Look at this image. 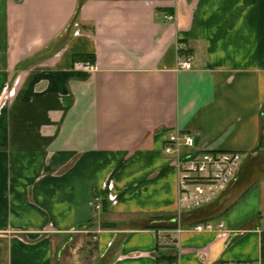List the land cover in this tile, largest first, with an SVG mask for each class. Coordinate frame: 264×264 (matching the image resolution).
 Segmentation results:
<instances>
[{
    "label": "crops",
    "instance_id": "crops-1",
    "mask_svg": "<svg viewBox=\"0 0 264 264\" xmlns=\"http://www.w3.org/2000/svg\"><path fill=\"white\" fill-rule=\"evenodd\" d=\"M177 130L243 156L191 210ZM237 260L264 264V0H0V264Z\"/></svg>",
    "mask_w": 264,
    "mask_h": 264
},
{
    "label": "built area",
    "instance_id": "built-area-1",
    "mask_svg": "<svg viewBox=\"0 0 264 264\" xmlns=\"http://www.w3.org/2000/svg\"><path fill=\"white\" fill-rule=\"evenodd\" d=\"M174 19V14H167ZM185 48V44L180 49ZM193 56L188 53L179 60V68L190 69ZM89 67V64H85ZM193 134L181 130L171 132L165 145V151L172 156L179 170V204L182 210H191L208 204L227 188L242 162L238 151H215L203 149L194 151ZM96 208L101 205L96 203ZM222 226V225H220ZM212 228V224H199L197 230ZM174 264H178L175 262ZM225 264H255L246 260H237ZM261 264V263H260Z\"/></svg>",
    "mask_w": 264,
    "mask_h": 264
},
{
    "label": "rangeland",
    "instance_id": "rangeland-1",
    "mask_svg": "<svg viewBox=\"0 0 264 264\" xmlns=\"http://www.w3.org/2000/svg\"><path fill=\"white\" fill-rule=\"evenodd\" d=\"M77 239H78L77 240L78 242H81V245L77 249H74V251L76 250V253L78 254V256H80V258H83V257L88 258L95 254L96 251H95V243L93 242L94 240L93 238L89 240L80 239V238H77ZM74 243L76 244V242Z\"/></svg>",
    "mask_w": 264,
    "mask_h": 264
}]
</instances>
